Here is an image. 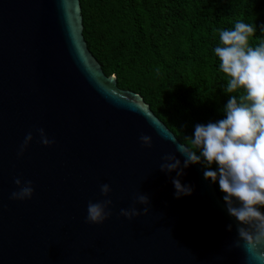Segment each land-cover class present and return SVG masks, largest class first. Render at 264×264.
Masks as SVG:
<instances>
[{
    "label": "water",
    "instance_id": "water-1",
    "mask_svg": "<svg viewBox=\"0 0 264 264\" xmlns=\"http://www.w3.org/2000/svg\"><path fill=\"white\" fill-rule=\"evenodd\" d=\"M83 31L80 0H0V264H244L243 250L229 247L236 222L202 166L185 169L193 194L176 199L175 172L159 170L175 134L104 73ZM40 128L52 145L40 143ZM17 177L32 181L30 200L10 199ZM104 183L112 216L86 223ZM138 193L148 215L120 216Z\"/></svg>",
    "mask_w": 264,
    "mask_h": 264
},
{
    "label": "trees",
    "instance_id": "trees-1",
    "mask_svg": "<svg viewBox=\"0 0 264 264\" xmlns=\"http://www.w3.org/2000/svg\"><path fill=\"white\" fill-rule=\"evenodd\" d=\"M80 1L84 37L104 73L140 94L178 139L181 129L191 135L196 123L222 118L228 77L213 53L218 29L251 19L264 38V0Z\"/></svg>",
    "mask_w": 264,
    "mask_h": 264
},
{
    "label": "clouds",
    "instance_id": "clouds-1",
    "mask_svg": "<svg viewBox=\"0 0 264 264\" xmlns=\"http://www.w3.org/2000/svg\"><path fill=\"white\" fill-rule=\"evenodd\" d=\"M219 41L214 49L218 68L228 77L223 93L227 101L220 110L222 118L207 123H196L191 135L181 129L182 139L173 135L176 152L184 157L183 163L176 154L162 158L159 170L171 178L174 197L191 196L193 186L182 183L185 169L201 165L205 181L217 185L225 211L235 223L236 239L230 248L242 249L244 264H264V38H256V25L251 19L237 20L231 28H221ZM260 31L264 33V26ZM250 38L260 42L253 45ZM39 141L50 146V139L43 128L37 130ZM33 133L28 132L17 150L22 157ZM139 141L146 148L152 147V138L141 134ZM16 190L10 199L30 200L34 194L31 180L14 179ZM112 189L107 183L100 185L105 199L89 201L86 223L101 225L112 216ZM136 205L142 206L138 209ZM150 200L143 193L135 197L130 208H121L119 215L132 220L148 215ZM233 231L231 223L226 225Z\"/></svg>",
    "mask_w": 264,
    "mask_h": 264
}]
</instances>
